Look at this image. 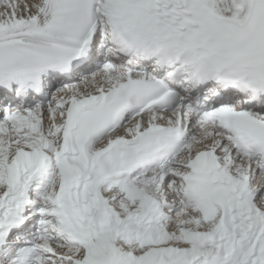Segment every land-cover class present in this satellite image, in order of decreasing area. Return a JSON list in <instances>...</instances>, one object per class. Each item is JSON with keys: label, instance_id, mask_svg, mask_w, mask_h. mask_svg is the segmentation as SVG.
<instances>
[{"label": "snow or ice", "instance_id": "snow-or-ice-1", "mask_svg": "<svg viewBox=\"0 0 264 264\" xmlns=\"http://www.w3.org/2000/svg\"><path fill=\"white\" fill-rule=\"evenodd\" d=\"M0 264H264V0H0Z\"/></svg>", "mask_w": 264, "mask_h": 264}]
</instances>
